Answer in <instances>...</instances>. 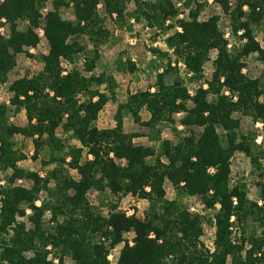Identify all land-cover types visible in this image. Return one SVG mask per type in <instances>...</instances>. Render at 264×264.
<instances>
[{"label":"trees","instance_id":"obj_1","mask_svg":"<svg viewBox=\"0 0 264 264\" xmlns=\"http://www.w3.org/2000/svg\"><path fill=\"white\" fill-rule=\"evenodd\" d=\"M191 1L136 0L135 4L150 27L166 31L178 27L172 24L181 14L176 3L189 9ZM236 1L231 27L234 35L243 32L240 40L244 44L229 51L219 18L201 21L200 11H191L186 20L178 21L181 32L175 31L168 39V47L183 62L189 79L176 72L166 83L165 76H159L157 91L130 94L126 103L118 105L116 125L108 129L98 128L96 121L105 106L116 101V88L108 83L113 78L104 73L86 77L73 62L88 53L85 70L95 71L108 35L97 8L103 2L107 14L121 19L125 0L52 1L45 16L49 53L42 58L43 70L12 86V105L16 111H25L28 126L10 125L6 108L0 107V169L13 171L8 184L0 187V264H56L49 260L48 246L59 258L57 264H65V256L76 264H110V251L121 243L119 264H227L229 258L231 264H264V207L249 201L241 187L229 185L231 159L237 152L249 158L264 179V151H256L255 140L241 133L236 117L240 114L264 122V105L258 102L263 93L261 81L242 73L244 59L252 55L264 64V31L261 41L255 35L264 19V0ZM214 2L224 10L229 8L230 0ZM45 4L46 0H3L0 4V28L4 19L11 33L9 39L0 34V83L16 66L17 54L26 47H37L39 38L33 28ZM70 4L73 21L60 14V8ZM134 18L140 21L142 17ZM19 22H28L25 32L18 30ZM82 35L96 40L93 51L86 52L80 45ZM213 52L216 57L207 77L206 65ZM63 62L74 64L66 75ZM169 70L174 71L170 64L164 72ZM103 85L111 97L107 90H100ZM144 109L150 119L143 125L159 135L158 144L151 139L157 145H136L134 139L142 135L124 130V118L130 115L139 124ZM179 115L183 131L174 126ZM165 124L173 126V140H161V125ZM60 127L67 135L65 141L57 137ZM17 134L34 139V159L46 145L62 154L45 163H57L45 178L17 166L25 158L13 149L11 138ZM64 165L76 170L79 180L71 178ZM18 180L32 186L17 185ZM52 181L55 189L50 188ZM166 181L180 196L199 197L204 212L216 211L217 206L219 210L208 219L203 211L193 212L177 199L167 200ZM91 189L116 196L137 195L148 200L150 207L143 219L116 212L117 206H111V213L103 217L88 203ZM42 191L49 200L38 207L35 203ZM27 209L31 216L27 217ZM47 211L51 212L50 224L45 222ZM251 219L260 221L259 237L254 233L245 236ZM205 224L215 228L212 248L203 240ZM234 229L240 232L234 234ZM129 233L133 234L131 242L124 239Z\"/></svg>","mask_w":264,"mask_h":264},{"label":"rangeland","instance_id":"obj_2","mask_svg":"<svg viewBox=\"0 0 264 264\" xmlns=\"http://www.w3.org/2000/svg\"><path fill=\"white\" fill-rule=\"evenodd\" d=\"M52 1L46 0L45 6L40 11V19L37 27L33 28L37 37L39 38V43L37 47H26L22 53L16 55V66L6 77L3 83H0V107L6 108V118L10 125H14L21 128H26L28 126V120L24 110L16 111V107L12 105V99L14 93L12 91V86L14 82L27 75H35L43 70L42 58L49 53V43L45 35V16L52 9ZM137 1H147V0H137ZM3 0H0V4ZM125 10L123 17L118 18L117 14L109 15L105 11L103 2H101L97 8L98 15L100 17V23L104 31L107 32V44L100 49V61L94 72H86V60L88 58V53L84 55H79L73 63L77 64L79 71L86 77L91 75H100L102 73L106 74L108 77H112L113 80L109 84L115 89L116 101H122L121 104L127 102L130 94L137 89H150L154 91V87L158 83L159 76L164 75L165 79L173 80L176 77V72L186 81L189 79L187 75L186 68L182 61L177 60L173 55V50L168 47V39L175 32H181V28L178 25V21L186 20L189 17L191 11H200L199 20L206 21L212 17L219 18V27L225 34V39L228 41L229 51L239 49L244 41L240 40V36L243 32H239L234 35L231 27L232 13L236 10L237 1L230 0L228 10H224L219 4H216L214 0H192L189 9L181 6V3H176V6L181 9V14L172 23L175 24V29L166 30L159 28H152L148 24L147 20L140 16L136 7V0H125ZM74 6L70 4L69 7L60 8V14L64 20L73 21L75 19L73 13ZM244 11L248 8L244 7ZM142 17L140 21L135 20L134 17ZM4 26L0 28V34L9 39L10 26L3 19L1 21ZM168 22L166 25L170 24ZM28 22H19L18 30L20 32H25L28 29ZM264 31V19L260 27H256L255 35L259 41L263 37ZM106 34V33H105ZM78 42L82 47L86 49V52L93 51L96 40L91 38L90 35L79 36ZM264 45V44H263ZM216 53L211 54V61L206 65V75L207 77L211 75L212 61L215 59ZM246 68L243 69L242 73L246 75L249 79H258L261 81L262 96L258 99L260 104L264 105V64L261 63L257 55H252L251 57L244 59ZM170 64L174 71L169 70L168 74L164 72L167 65ZM62 68L64 75L73 68L74 64L68 62H63ZM175 73V74H174ZM141 81L140 83L137 81ZM142 83V84H141ZM190 85V83H188ZM206 89L207 85H203ZM157 89V87H156ZM101 91H108L106 85L100 88ZM191 91H195L194 88L190 87ZM148 91V90H147ZM140 92V90H138ZM154 93V92H151ZM228 94V93H227ZM108 95L111 97L112 94L108 91ZM116 101L109 102L104 110L99 114L96 121V125L100 129H108L113 125V119L117 114L118 107L116 106ZM144 112L140 116L143 115ZM130 115H128L129 117ZM239 117L241 125L240 131L251 141L255 140V145L259 148L256 151H264V122L262 120H254L253 117L236 115ZM182 115L175 117L174 126L179 127L180 131L184 128L179 125V120ZM142 119V118H141ZM147 122V121H146ZM141 121L139 124L136 123V133L142 135L134 139L136 145L150 146L154 142L159 143V135L153 133L147 129L143 124L146 123ZM171 127L169 124L161 125L162 134L161 140H173V135L171 132ZM129 131V127H127ZM57 137L65 141L67 135L64 134L63 128L60 127L57 130ZM37 138V136L35 137ZM155 138L154 142L151 139ZM14 144V151L19 155H23L25 158L17 162V166L25 171L37 172L42 178H45L47 173L54 169L57 163L45 166V163H49L53 155L61 157L56 151H53L49 146H45L41 150L37 159H34L35 155V144L33 138H28L24 135H14L11 138ZM154 143V144H156ZM156 144V145H157ZM68 146V145H67ZM67 152V149L65 150ZM67 162H70V158H67ZM262 165H264V159L261 160ZM65 172L73 179L79 180V175L76 170L69 169V167L64 165ZM12 169H0V187L6 186L8 179L12 176ZM17 185L24 187H31L32 183L27 180L16 181ZM55 182L50 183V188L55 189ZM229 185L231 188L241 187L246 191L247 198L256 207H264V179L259 176V173L251 165L250 159L247 158L243 153H235L231 159V175ZM166 189V199L173 200L177 199L182 205H185L190 211L202 212L203 205L199 197L186 198L180 196L177 190L169 182H165ZM87 200L89 205L95 210V212L103 217H107L112 209L111 206H117L116 212L124 213L127 216L135 214L138 218L143 219L150 207V202L145 199L139 198L137 195H126V196H116L110 191L99 192L97 189H91L87 193ZM49 200L48 193L42 191L39 195V200L35 203L36 206L40 207L45 201ZM1 209V204H0ZM219 210V206L216 207V211ZM216 211H203V215L208 219H212ZM27 217L32 215L30 209L26 210ZM51 212L47 211L45 214V222L50 224ZM81 218V217H79ZM28 223L27 218L21 219ZM234 234L239 233L240 229H234ZM246 237L249 238L253 236L259 237L261 228L260 221L251 219L247 226H245ZM215 228L211 224L204 225V237L203 240L206 245L210 248L213 247ZM124 239L132 241L133 234H125ZM100 240V239H98ZM124 247V243L117 245L110 251L108 260L110 264H119V257L121 250ZM46 250L49 252V260H53L54 263L59 262V258L54 256V251L52 246H48ZM31 256V254H29ZM65 264H76L75 260L71 257H64ZM227 264H231V259H228Z\"/></svg>","mask_w":264,"mask_h":264},{"label":"crops","instance_id":"obj_3","mask_svg":"<svg viewBox=\"0 0 264 264\" xmlns=\"http://www.w3.org/2000/svg\"><path fill=\"white\" fill-rule=\"evenodd\" d=\"M172 80L170 79V80H167V79H165V82L166 83H170ZM138 82L140 83L141 81L139 80V81H137V84H138ZM142 84V83H141ZM156 87H157V84H156ZM156 87H154L155 89H154V91H152V90H150V89H147V90H150L151 92H155V91H157V89H156ZM138 90H140V91H147V90H145V89H137V91H134V92H132V93H135V92H138ZM122 103V101L120 100V101H116V106L118 107V105L119 104H121ZM144 112V114L143 115H141V118H142V121L143 122H146V121H149V119H150V114L146 111V109H144V110H142L141 111V114ZM113 125H111L110 127H115V125H116V122H115V117H114V119H113ZM124 130H125V132L126 133H131V134H133V133H136L137 131H136V128H137V126H135L136 125V123L134 122V120H133V118H131L130 116L128 117V116H126L125 118H124ZM127 127H129V131H127Z\"/></svg>","mask_w":264,"mask_h":264}]
</instances>
